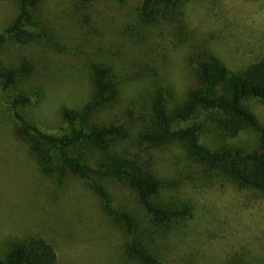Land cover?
<instances>
[{
    "label": "trees",
    "instance_id": "obj_1",
    "mask_svg": "<svg viewBox=\"0 0 264 264\" xmlns=\"http://www.w3.org/2000/svg\"><path fill=\"white\" fill-rule=\"evenodd\" d=\"M1 1L15 2L19 12L0 30V121L11 122L14 133L0 131V155L17 156V167L30 166V177L21 185V212L15 219L0 217V264H209L197 249L202 241L186 230L196 203L182 185L220 183L264 197V123L248 105L264 102V55L232 69L183 29L187 0H72L58 17L45 15V0ZM59 24L76 34L75 44L89 56L92 91L80 109L61 107L63 123L49 129L24 111L44 99L45 87L12 91L36 71L35 64L8 56L6 49L47 41ZM158 26L167 45L183 37L196 44L187 57L195 86L184 93L162 70L165 46L155 38ZM108 59L137 70L135 84L150 94V110L138 130L98 117L121 96L128 76ZM209 128L218 133L214 148L202 142ZM244 132L255 135L252 152L228 144ZM165 145L183 150L188 169L179 178L162 174L155 164L153 150ZM114 186L131 191L135 205L119 202ZM242 254L229 255L225 264H245Z\"/></svg>",
    "mask_w": 264,
    "mask_h": 264
},
{
    "label": "rangeland",
    "instance_id": "obj_2",
    "mask_svg": "<svg viewBox=\"0 0 264 264\" xmlns=\"http://www.w3.org/2000/svg\"><path fill=\"white\" fill-rule=\"evenodd\" d=\"M72 5V0H45L42 9L45 15L58 17ZM111 5L110 12L114 7L113 3ZM18 12L15 2L0 0V30L10 24ZM121 13L115 14L119 20H122ZM184 19L183 29L192 36L195 35L198 43L210 46L232 69L244 68L264 55V0H187ZM59 23L63 24L64 21L61 19ZM57 28L60 30L56 35L48 31L47 41L38 38L29 45L8 46L6 49L8 56H13L14 53L15 56L27 57L35 64L36 71L29 78H23L12 91L28 94L37 88L45 87L44 99L28 105L24 111L31 120L49 129L58 128L63 123L60 116L61 107L80 109L90 99L92 91L89 56L82 53L81 47L75 44L76 34H69L60 24ZM154 34L156 40H163L160 26ZM63 35L67 38L63 39ZM174 39L176 42L170 45L160 42L162 49L164 46L166 48L164 47L163 56L159 60L162 70L170 75L175 88L180 89L179 93H184L195 86L194 78L190 77L192 69L187 63V57L190 46L196 44L187 42L184 37L182 40ZM91 58L93 59L92 56ZM108 61L116 65L120 75L128 76L125 78L121 96L98 117L118 121L138 130L148 116L150 94L144 92L139 84H135L132 75H135L137 70H124L118 63L110 59ZM248 105L264 123V102L253 99ZM130 111H133L131 115ZM12 128L11 122L0 121L1 132L12 134ZM218 139V133L211 128L202 135V142L213 148L218 145ZM228 144L235 150L252 152L256 146L255 135L244 132L238 138L229 140ZM153 154L155 164L164 175H176L179 178L177 174L188 169L182 158L183 150L178 145H165L154 149ZM17 166V156L6 151L4 155H0V217L3 218L15 219V215L21 212L17 205L25 199L21 185L30 177L26 170L30 171V166ZM184 177L186 173H183ZM207 183L185 180L182 185L186 196L196 203V213L186 222V230L191 237L202 241L197 249L202 251L209 264H225L229 255L238 252L244 253L242 256L245 257V264L262 263L264 197L230 185ZM78 185V182L71 184L72 187ZM114 187L112 190L119 202L135 205L131 204V191ZM121 196L126 197L128 201ZM88 244L82 243L83 249H80L89 252L91 249ZM197 260L202 261L201 256H198Z\"/></svg>",
    "mask_w": 264,
    "mask_h": 264
}]
</instances>
